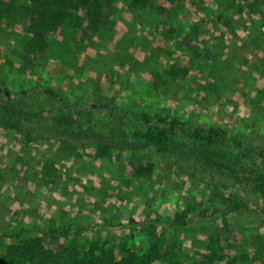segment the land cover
Returning <instances> with one entry per match:
<instances>
[{
    "label": "rangeland",
    "instance_id": "obj_1",
    "mask_svg": "<svg viewBox=\"0 0 264 264\" xmlns=\"http://www.w3.org/2000/svg\"><path fill=\"white\" fill-rule=\"evenodd\" d=\"M105 14L93 48L79 49L68 33L51 37L35 69L20 63L25 28L0 35V83L11 92L45 87L61 101L40 93L20 99L38 116L34 126L44 119L56 125L50 113L57 105L82 115L81 107L100 111L86 116L80 138L61 126L66 138L27 140L0 124V253L60 231L81 243H106L116 254L159 237L199 264L218 236L236 264H264V164L198 143L146 148L132 135L140 127L121 118L171 112L190 127L219 126L229 140L264 147L259 19L221 0H160L144 10L118 0ZM109 111L114 117L104 115ZM141 160L151 165L149 176L132 172L130 163Z\"/></svg>",
    "mask_w": 264,
    "mask_h": 264
},
{
    "label": "trees",
    "instance_id": "obj_2",
    "mask_svg": "<svg viewBox=\"0 0 264 264\" xmlns=\"http://www.w3.org/2000/svg\"><path fill=\"white\" fill-rule=\"evenodd\" d=\"M118 0H0V35L11 30L25 28L27 39L19 42L22 48L20 63L23 69H35L42 63V57L48 47V39L69 34L70 40L79 49H90L95 46L106 21L105 7H110ZM160 0H128L134 9H147L153 2ZM173 3L193 0H166ZM223 6L237 10L239 14L248 13L259 19L264 28V0H221ZM160 10V9H159ZM172 68L171 74L178 75ZM184 74V73H183ZM42 94L60 104L58 94L45 87H33L28 90L11 92L6 85L0 83V124L9 132L26 136L27 140H61L66 138L68 130L60 131L61 126L72 129L76 137L83 135L82 127H87L86 119L90 112L99 114L97 107H81L86 115L76 111L72 106L61 108L57 105V113H50L56 125L44 119L34 126L38 117L31 114L18 101L35 94ZM71 108L75 113H64ZM101 110V109H99ZM105 111V110H104ZM114 117L109 111L104 113ZM72 116H77V120ZM118 116V115H117ZM122 119L133 120L140 127L141 133L132 135L143 140L146 148L155 150L171 149L175 146L198 143L204 146H220L230 148L239 157L248 161L264 164V147L256 146L236 139H228L225 129L219 126H188L175 114L166 111L126 112ZM14 122V123H13ZM56 127L59 129H56ZM65 136V137H64ZM65 140V139H64ZM104 145L98 148L103 149ZM143 148V149H146ZM142 149V150H143ZM142 155V154H141ZM141 157V156H140ZM135 176H149L151 165L141 160L138 164L130 163ZM45 173V168H43ZM184 217H176V221ZM18 236V235H17ZM16 236V237H17ZM175 242L154 238V242L138 251L126 250L115 253L106 243L88 241L81 243L76 238L68 239L60 231L41 234L23 240L21 243L8 245L0 253V264H191L182 260L176 251ZM221 245L218 236H212L200 258L199 264H236ZM247 260V258H243ZM241 261V264H244Z\"/></svg>",
    "mask_w": 264,
    "mask_h": 264
}]
</instances>
